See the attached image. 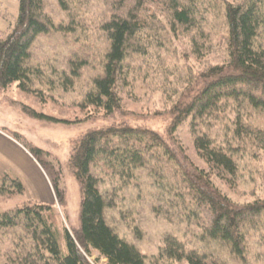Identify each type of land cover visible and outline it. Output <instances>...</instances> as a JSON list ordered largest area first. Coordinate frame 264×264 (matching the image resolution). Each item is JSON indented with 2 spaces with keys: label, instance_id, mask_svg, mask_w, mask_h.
I'll return each mask as SVG.
<instances>
[{
  "label": "trees",
  "instance_id": "trees-1",
  "mask_svg": "<svg viewBox=\"0 0 264 264\" xmlns=\"http://www.w3.org/2000/svg\"><path fill=\"white\" fill-rule=\"evenodd\" d=\"M57 2L67 13L66 25L53 23L45 12V0H19L11 32L0 38L1 89L16 83L31 90L29 83L34 70L27 63L31 45L37 36L55 29L84 33L81 40L87 45L85 54H98L95 67L89 57L75 55L78 57L70 61V72L64 79L74 87L75 80L90 73V87L82 93L80 106L103 111L106 116L123 109L121 92L133 83L130 61L134 57L152 56L151 52L155 55V50L166 49L167 42L179 38L189 44V54L201 63L204 61L205 67L197 74L190 68L188 78L181 75L177 78L184 83L180 89L183 93L171 106L173 116L167 137L142 127L120 124L89 131L77 141L71 165L81 188L80 226L73 234L64 229L66 252L54 224V206L31 202L1 211L0 264H93L88 257L94 252L105 259L103 264H146L145 255L106 221L109 205L99 189V178L91 171L97 165L110 169L120 179H131L137 169L146 166H151V172L160 175L162 181L163 174L169 175L165 177L167 183L157 184L174 193L178 202L171 200L170 204L175 201L184 207V219L189 229H196L198 246H189L177 235L166 234L158 252L161 264H230L216 250L218 246L246 259L249 232L255 230L264 235V198L235 202L215 179L233 188L240 168L238 153L242 157L264 154V129L246 123L243 112L245 107L264 111V0ZM217 14L224 20L225 36L221 52L213 62L210 56L217 48V32L213 30L212 18ZM146 62L144 75L148 77L152 67ZM165 89L164 95L168 91ZM229 108L235 115L223 117L228 122L221 138L202 130H211L213 120ZM22 110L40 120L77 122L39 113L25 104ZM184 124L191 128L193 146L204 162L203 167L177 145L175 133ZM14 133L11 135L18 137ZM170 165L174 168L165 172L163 167ZM54 186L61 199L56 182ZM7 187L8 193H24L19 178L0 174V192Z\"/></svg>",
  "mask_w": 264,
  "mask_h": 264
},
{
  "label": "rangeland",
  "instance_id": "rangeland-1",
  "mask_svg": "<svg viewBox=\"0 0 264 264\" xmlns=\"http://www.w3.org/2000/svg\"><path fill=\"white\" fill-rule=\"evenodd\" d=\"M44 9L56 26L67 24V13L61 9L57 0H45ZM18 12L19 0H0V38L11 32L10 25ZM89 16L87 10L88 19ZM223 22V18L218 14L212 18L213 30L217 32V48L215 46L216 50L210 56L213 62L222 49L221 44L225 36ZM80 35L55 29L37 36L31 45V56L27 61L34 70L31 71L33 74L29 83L31 90H24L16 83L7 89L0 88V132L7 137L10 145L16 143L27 154L22 155L5 143H0V174L9 173L19 178L24 186V193L21 195L8 193V187L0 192V212L31 202L54 206V224L59 231L64 252V229L73 234L80 226L81 188L71 165V155L77 141L89 131L120 124L142 127L167 137L173 116L171 106L178 95L183 93L180 89L184 83L177 78L180 75L181 78H188L190 68L197 74L205 67L204 61L201 63L189 54V44L179 38L167 42L166 49L155 50V55L151 52L152 56L134 57L130 61L133 67L130 74L133 83L121 92L123 109L106 116L103 111L83 109L80 106L82 93L90 87V73L75 80L74 87H70L68 84L71 83L64 79L69 75L70 61L77 59V54L89 57L91 65L94 63L93 67L98 63L95 58L98 54H85L84 47L87 45L84 46L81 40L84 39V33L81 37ZM146 61L150 63L149 67H152L150 76L155 78L154 80L144 75L148 65ZM145 77L148 79L145 80ZM163 88L168 90L165 95ZM24 104L39 113L77 122L65 124L40 120L24 112ZM243 112L246 123L264 129V111L245 107ZM233 115L235 113L231 108L220 112L219 117L212 122V129L202 130H207L213 136L217 134L221 138L228 122L223 117L232 118ZM13 132L17 133L18 137L11 135ZM175 134L179 140L177 145L182 146L183 153L199 167L205 166L194 149V135L190 126H180ZM31 148L37 151H31ZM241 154L238 153L240 158L237 159L240 167L237 184L229 188L222 181L215 179L216 184L238 203L252 201L255 197L264 198V154H250L247 157H242ZM97 166L92 167L91 171L99 178V189L109 205L105 211L106 221L120 237L135 245L145 255L146 264L162 263L158 261V252L166 234L177 235L189 246H198L196 229H189V223L184 219V207L181 203H176L178 201L173 196L174 193L159 188L157 184L167 183L168 179L165 177L169 175L163 174L162 181L160 175L156 176L151 172V166H146L137 169L133 178L120 179V176L114 175L110 169ZM173 168L171 165L169 168L163 167L165 172ZM55 182L61 199L57 197ZM171 200L176 202L172 201L170 204ZM260 234L255 230L249 232L250 242L246 259L233 255L226 247L218 246L216 250L222 252L230 264H264V235ZM88 259L93 264L105 262L96 252Z\"/></svg>",
  "mask_w": 264,
  "mask_h": 264
},
{
  "label": "crops",
  "instance_id": "crops-1",
  "mask_svg": "<svg viewBox=\"0 0 264 264\" xmlns=\"http://www.w3.org/2000/svg\"><path fill=\"white\" fill-rule=\"evenodd\" d=\"M0 143H5L8 147H11L13 149V151L20 152L22 155H24L23 153L26 154V152L22 148H20L19 146H17L16 143H11V145H10L9 144V140L7 139V137H5V135H3L2 132H0Z\"/></svg>",
  "mask_w": 264,
  "mask_h": 264
}]
</instances>
